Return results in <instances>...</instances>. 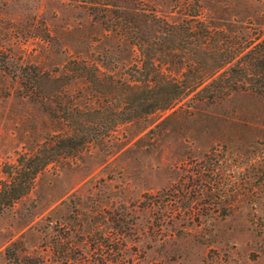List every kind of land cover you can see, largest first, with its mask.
<instances>
[{
	"label": "rangeland",
	"instance_id": "1",
	"mask_svg": "<svg viewBox=\"0 0 264 264\" xmlns=\"http://www.w3.org/2000/svg\"><path fill=\"white\" fill-rule=\"evenodd\" d=\"M87 1L0 0L5 65L59 78L29 93L0 70V178L5 164L66 128L64 105L106 101L69 60L125 82L140 65L136 45L106 29ZM107 1L169 22L195 6L224 35L264 42V0ZM94 132L99 140L48 164L0 208V264H264V94L180 102Z\"/></svg>",
	"mask_w": 264,
	"mask_h": 264
},
{
	"label": "trees",
	"instance_id": "2",
	"mask_svg": "<svg viewBox=\"0 0 264 264\" xmlns=\"http://www.w3.org/2000/svg\"><path fill=\"white\" fill-rule=\"evenodd\" d=\"M87 2L90 12L106 29L122 30L136 45L140 65L128 67L130 81L125 82L98 73L96 66L84 60L68 61L77 77L106 101L64 105L62 121L66 128L46 138L34 151L20 153L14 163L4 165L7 177L0 178V208L28 193L36 175L48 164L60 157L75 156L99 140L94 131H113L122 123L180 102H218L237 91L264 94V42L253 41L259 37L246 41L226 36L222 29L199 19L195 6L189 18L169 22L142 7L112 8L107 0ZM159 58H165V69ZM5 62L0 55V70L17 77L29 93H39L46 83L59 79L36 67H13ZM169 65L179 67L176 75L166 73Z\"/></svg>",
	"mask_w": 264,
	"mask_h": 264
}]
</instances>
